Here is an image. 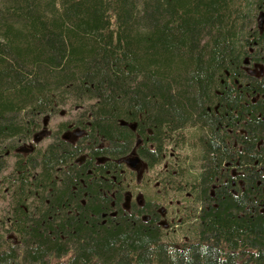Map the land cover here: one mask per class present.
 Listing matches in <instances>:
<instances>
[{
  "label": "trees",
  "instance_id": "1",
  "mask_svg": "<svg viewBox=\"0 0 264 264\" xmlns=\"http://www.w3.org/2000/svg\"><path fill=\"white\" fill-rule=\"evenodd\" d=\"M4 197L0 264H264V0H0Z\"/></svg>",
  "mask_w": 264,
  "mask_h": 264
},
{
  "label": "rangeland",
  "instance_id": "2",
  "mask_svg": "<svg viewBox=\"0 0 264 264\" xmlns=\"http://www.w3.org/2000/svg\"><path fill=\"white\" fill-rule=\"evenodd\" d=\"M262 66L261 65H254L252 68V71L255 72L257 75L261 74ZM81 112V109L78 106H75L73 104H68L65 106H62L58 112H56L53 115H45L43 117V122L39 130L34 134L32 139L24 142L20 150L22 152L29 151L33 146H45L50 141V135L53 131H55L59 124L66 121H71L73 118H75L79 113ZM72 125V124H71ZM83 130L79 127H73L71 126L70 129L67 131L69 137L73 140H77L82 134ZM182 154H185V150L181 152ZM129 159H131L132 164L134 165L133 168H135L137 176H136V183H140L141 180L146 177V180H143V184H145V187H134V192L136 193L137 200H141L143 198V192H149L152 193L153 189L155 187L154 176L157 173L156 170H159V167H156L155 170H149L147 168V164L144 160L137 159V155L135 154V151L128 156ZM138 160V162H137ZM136 163V164H134ZM11 167L9 170L12 169L13 165V159H11L10 162ZM151 177V178H149ZM182 198H178L177 194L172 193L170 194L169 199L166 203H163V208L167 209L165 214V220L169 221L170 223L173 222L175 219H179L181 217V211H182ZM8 211V202L7 198H0V218H3L7 215ZM178 229V230H177ZM167 231V237L168 240H181L184 235H182L181 229L179 227L177 228V225L174 227L173 225L169 224ZM166 238V239H167Z\"/></svg>",
  "mask_w": 264,
  "mask_h": 264
}]
</instances>
